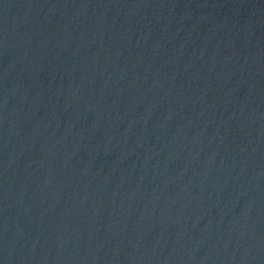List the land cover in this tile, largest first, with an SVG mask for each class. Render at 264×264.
<instances>
[{
    "label": "water",
    "instance_id": "1",
    "mask_svg": "<svg viewBox=\"0 0 264 264\" xmlns=\"http://www.w3.org/2000/svg\"><path fill=\"white\" fill-rule=\"evenodd\" d=\"M0 264H264V0H0Z\"/></svg>",
    "mask_w": 264,
    "mask_h": 264
}]
</instances>
